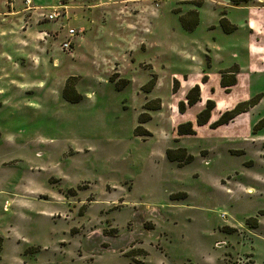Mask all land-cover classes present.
<instances>
[{"label": "rangeland", "instance_id": "obj_1", "mask_svg": "<svg viewBox=\"0 0 264 264\" xmlns=\"http://www.w3.org/2000/svg\"><path fill=\"white\" fill-rule=\"evenodd\" d=\"M11 1L0 264H264V0Z\"/></svg>", "mask_w": 264, "mask_h": 264}, {"label": "trees", "instance_id": "obj_2", "mask_svg": "<svg viewBox=\"0 0 264 264\" xmlns=\"http://www.w3.org/2000/svg\"><path fill=\"white\" fill-rule=\"evenodd\" d=\"M224 20V18L221 19V22ZM228 72V71H227ZM231 72V70H229V73ZM233 72V71H232ZM221 85L223 87H228L231 86L235 83L234 78H232L231 80H225V75L222 72L221 75ZM200 100V88L199 86L196 84L194 86H192L188 92L185 95V100L181 101L179 103L178 109L180 112H184L185 108L187 106H192L194 105L196 102H198ZM145 106L148 107V103L145 104ZM215 107V101L212 99H207L206 100V104L205 107L199 111L196 114V122L198 125H204L206 123L209 122L210 119V115H211V111L214 109ZM247 106H242L241 104L235 106L233 109L231 110H226L223 111L220 115V117L211 124L212 127H216L225 123H228L230 120H232L236 115L240 114L241 112L245 111ZM154 109H158L159 108V101L156 104V107H153ZM149 115L147 113H142L139 116V122L142 123L144 121H147L149 119ZM177 132L179 135H187V134H192L194 133L193 128H192V124L189 121H186L184 123H180L177 127ZM135 134L136 135H151V133L144 129L141 125H138L135 128ZM166 157L170 160V161H177V163L179 165H183L185 163L190 162L193 159V156L191 154H189L186 150V148L184 147H178L176 149H167L166 150Z\"/></svg>", "mask_w": 264, "mask_h": 264}, {"label": "crops", "instance_id": "obj_3", "mask_svg": "<svg viewBox=\"0 0 264 264\" xmlns=\"http://www.w3.org/2000/svg\"><path fill=\"white\" fill-rule=\"evenodd\" d=\"M16 13L17 10L14 9L11 0H0V22L2 21L3 18L9 19L11 16H14ZM200 95H201V91H200ZM159 107H160V103H159Z\"/></svg>", "mask_w": 264, "mask_h": 264}, {"label": "built area", "instance_id": "obj_4", "mask_svg": "<svg viewBox=\"0 0 264 264\" xmlns=\"http://www.w3.org/2000/svg\"><path fill=\"white\" fill-rule=\"evenodd\" d=\"M56 17H57V13L55 11L49 15V18H56ZM63 47H66V49H68L70 47V42L65 41V43H63Z\"/></svg>", "mask_w": 264, "mask_h": 264}]
</instances>
